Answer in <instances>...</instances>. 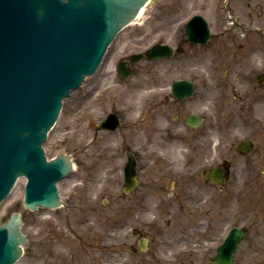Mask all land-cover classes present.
Returning a JSON list of instances; mask_svg holds the SVG:
<instances>
[{
	"label": "rangeland",
	"instance_id": "rangeland-1",
	"mask_svg": "<svg viewBox=\"0 0 264 264\" xmlns=\"http://www.w3.org/2000/svg\"><path fill=\"white\" fill-rule=\"evenodd\" d=\"M223 4L224 0H159L149 4L139 20L116 35L117 38L109 48L103 66L93 76L86 78L81 86L64 100L59 118L43 143L45 154L51 158L59 152H64L70 154L75 163L70 176L58 183L62 200L72 194L73 190L81 191L89 187L91 204L95 208H103L104 211L101 215L102 212L83 208V211H71L67 207L39 211L25 209L22 204L25 179H19L0 205V225L13 212H19L22 216L21 230L27 237V242L23 245V255L16 264L193 263L189 251H185L182 244L172 245L171 250L168 246L163 247L165 254L162 255V262L155 261L156 257L151 254L153 250L139 256L135 254L119 259L112 251V239L115 236L107 228V220L112 217L111 199L122 191V179L118 181L114 176L109 178L105 175L102 159L104 154H107V157L113 156L114 151L118 149L116 147L131 133L122 134L127 132L123 131V128L109 134L99 130L98 125L111 110L114 99L119 98L123 104L119 111L123 113L121 115L126 116L123 126L125 129L129 127L137 141L143 140L144 133L140 127L147 123V102L152 98L151 93H154V90L151 88L150 74L146 71L152 65L150 63H136L134 75L130 79V89L116 83L111 67L109 71L105 70L111 61L143 52L160 40L174 47L182 44L184 53L170 59L174 63L172 66L179 68L178 75L191 76L195 62V111L205 117L200 130L209 135L205 141L210 138L211 148L220 145L223 140L221 143L229 148L224 152L225 158L232 160L231 175L224 186L212 187L205 184L202 171L197 176L195 199L202 198L208 203L203 205V211L217 205L221 196L217 192H228L227 199L221 198V202L230 199L227 209L230 220L222 227L215 225L214 242L213 239L206 242L203 239L202 234L206 226L199 228L196 245L195 239L186 242L188 246L192 244L193 249L198 246L197 264H204L214 254L217 243L236 222L240 211L257 204V197L264 192V86L257 83L256 76L264 72V42L259 48H256V45L255 49L249 52L251 48L248 49V43L244 42L238 47L237 41L232 43L226 39V36H244V33L241 35L239 32L237 35L236 29L231 35H223L224 31H229L232 27L226 18ZM238 7L236 15L239 22L243 27L251 26L253 30L247 36H264V30H254L259 27L256 16L253 15L250 20L247 7L243 4H238ZM195 13L203 15L211 27L212 36L204 46H192L186 42L184 26ZM261 14L259 18L264 21V14ZM102 72L108 76L106 81L102 79ZM165 91L166 89L163 90ZM125 106L129 109L127 113ZM248 138L254 142L253 150L247 155H237L235 145ZM186 140L187 134L183 135L180 146L184 155L190 152L189 149L184 150ZM223 145L222 150L225 149ZM119 153H122L121 150ZM203 166L204 164H199V167ZM166 186L169 185L166 183ZM106 199L110 200L108 207L102 205V201ZM71 216L75 221L79 217L86 218L79 239L66 231L67 228L70 229ZM154 216L152 208L147 219L154 221ZM179 228L180 224L176 226V230ZM123 236L124 232L118 236L121 241ZM101 237H104L103 242ZM250 246L245 242L240 244L234 264H264V245H255L260 248V253L249 250ZM128 247L129 243L126 244V249ZM151 247L153 248V245Z\"/></svg>",
	"mask_w": 264,
	"mask_h": 264
},
{
	"label": "water",
	"instance_id": "water-1",
	"mask_svg": "<svg viewBox=\"0 0 264 264\" xmlns=\"http://www.w3.org/2000/svg\"><path fill=\"white\" fill-rule=\"evenodd\" d=\"M147 1L0 0V203L17 179L25 177L23 204L27 209L61 204L56 182L71 171L72 163L63 154L47 161L42 143L57 119L61 101L94 74L114 36L134 20ZM186 32L195 43H204L209 35L200 16L191 18ZM172 54L168 45L158 44L146 57ZM130 58L137 61L142 55ZM118 69L122 77L127 75L125 65ZM257 80L263 84L264 75ZM174 86L177 97L188 94L181 85ZM116 123L108 116L102 127L114 129ZM250 148L251 142H244L237 150ZM212 173L223 176L221 170ZM216 177L211 179L215 183ZM135 183V161L128 156L126 191ZM20 226L18 213L0 226V264H13L20 257L26 242ZM241 235L239 230H231L213 264H231Z\"/></svg>",
	"mask_w": 264,
	"mask_h": 264
},
{
	"label": "flooded vegetation",
	"instance_id": "flooded-vegetation-1",
	"mask_svg": "<svg viewBox=\"0 0 264 264\" xmlns=\"http://www.w3.org/2000/svg\"><path fill=\"white\" fill-rule=\"evenodd\" d=\"M226 1L227 10L229 14H232V20H230L232 27L229 31L223 32L224 36L235 33L233 31L238 28L245 32L253 31L251 26H249L250 28H246L239 22V18L236 15L238 4H243L247 7L250 18L253 15L256 16L255 18H257L256 21L259 26L256 30H264V25L262 24L264 23L263 18H259L261 13V15L264 14V0ZM243 37L245 39L244 42L248 44L254 40V36ZM260 38V41L264 42V36H260ZM226 39H229L232 43L236 42L235 36H226ZM150 64L152 65L146 71L150 74L149 79L151 80V88L154 90V93H151L152 98L147 102L149 113L147 123L141 125L144 130L143 140L137 141L131 130H129V127L125 129V126H123L124 116L121 115V111H118L119 107L123 104L120 101L121 99L116 98L111 105V111L116 113L121 120L117 131H121L124 128L123 131L127 130V132L122 134L130 132L131 135H127L126 140H122L120 146L116 147L118 149L114 151L113 156L107 157V154H104L105 157L102 159L104 174L108 175L109 178L114 176L118 181L119 179H123L125 164V158L123 159V157H125L127 151L133 154L137 161V180L139 181V185L129 193H124L122 186V191L112 196V217H109L110 219L107 220V228L115 236L112 239V251L119 259L126 258V256L131 257L135 254L139 256V254L153 250L151 254L157 260V257L165 254L163 247L168 246L169 250H171L174 244H182L188 250L192 244L188 246L186 242H192L195 239L196 245L198 230L205 226L206 228L202 234L203 239L205 242L213 239L212 242H214L216 239V237L213 238V235H215V225L217 224L218 227H222L230 220L227 210L230 199L224 202L220 201L221 198L227 199L228 192H217L221 195L219 196L220 200L217 201L216 206H211L208 211L201 212L200 210L203 205L208 204L205 199H195V188L198 182L197 176L203 171L199 167V164L213 165L218 163L219 160L222 162L227 159L224 152L226 149H229L225 144L221 143L223 140L220 141V145L211 148L210 138L205 141L209 135L205 131L200 130L201 126L195 127V125H189L186 121L190 113L195 118V62H193L192 71L190 72L191 76L187 74L178 75L179 68L172 66L174 65L172 61L159 60ZM131 68L133 72L134 67L132 64ZM101 76L103 81H106L108 78L104 73ZM178 79H188L191 81L193 86L191 97L178 100L171 95V84ZM117 84L125 85L128 89L132 88V86L130 87L131 82L129 78L119 80ZM165 89L166 91L163 92ZM156 90H159V92ZM104 93L107 94L105 91ZM202 118L205 120L204 116ZM122 134L119 133L120 136ZM185 134H187L186 142L190 152L184 155L180 146ZM121 138L123 139V136ZM222 145L225 148L224 150L221 149ZM119 150H121V154ZM243 157L245 158L246 156ZM121 160L122 162L119 163ZM230 175L231 172L229 173L227 182ZM142 180L145 182L142 183ZM166 183L169 185L168 187ZM204 183L217 187L206 181ZM218 189L222 190L221 188ZM78 192H84V194H79ZM88 192H91L89 187H85L81 191L73 190L72 194L63 201L64 206L71 211L88 209L97 213L102 212V215L103 208H95L91 204ZM257 198L259 199L256 205L240 211L235 223L239 224L243 231L242 242L251 245L249 250L251 249L260 253V248H257L255 245H264V192ZM109 203L110 200L106 199L102 205L108 207ZM152 208H154L155 212L154 221L147 219ZM206 213H208L207 216L205 215ZM71 218L73 221L69 219L70 229L67 228L66 231L79 239L86 219L79 217L75 221L73 216ZM80 218L82 220H79ZM179 224L181 228L176 230V226ZM122 232H124V236L121 241L118 236ZM104 237L106 238V236ZM104 237H101V242L104 241ZM127 243H129L128 249H126ZM152 245L153 248L151 247ZM141 247H145V250L143 251ZM197 251L198 246H195V254L188 253L190 259H195V263L198 259ZM48 255L51 256L50 253Z\"/></svg>",
	"mask_w": 264,
	"mask_h": 264
},
{
	"label": "bare ground",
	"instance_id": "bare-ground-1",
	"mask_svg": "<svg viewBox=\"0 0 264 264\" xmlns=\"http://www.w3.org/2000/svg\"><path fill=\"white\" fill-rule=\"evenodd\" d=\"M148 7V2L145 3V5L139 10L137 17L135 18V21L139 20V18L142 16V14L145 12L146 8ZM132 24V23H131Z\"/></svg>",
	"mask_w": 264,
	"mask_h": 264
}]
</instances>
